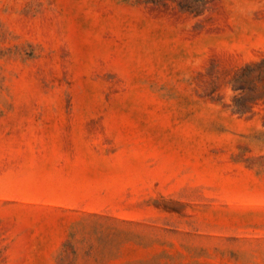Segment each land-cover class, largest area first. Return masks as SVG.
<instances>
[{"label":"rangeland","instance_id":"rangeland-1","mask_svg":"<svg viewBox=\"0 0 264 264\" xmlns=\"http://www.w3.org/2000/svg\"><path fill=\"white\" fill-rule=\"evenodd\" d=\"M0 264H264V0H0Z\"/></svg>","mask_w":264,"mask_h":264},{"label":"clouds","instance_id":"clouds-1","mask_svg":"<svg viewBox=\"0 0 264 264\" xmlns=\"http://www.w3.org/2000/svg\"><path fill=\"white\" fill-rule=\"evenodd\" d=\"M240 95L239 90H233V83H228L225 85L223 90V103L229 105L230 107H235L233 104V97H238Z\"/></svg>","mask_w":264,"mask_h":264}]
</instances>
